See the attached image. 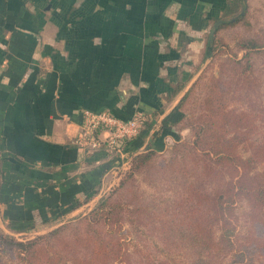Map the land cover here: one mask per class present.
I'll list each match as a JSON object with an SVG mask.
<instances>
[{"label": "crops", "instance_id": "0c3cea01", "mask_svg": "<svg viewBox=\"0 0 264 264\" xmlns=\"http://www.w3.org/2000/svg\"><path fill=\"white\" fill-rule=\"evenodd\" d=\"M228 1L0 0L4 231L43 234L84 214L133 155L162 144L151 135L172 121L176 87L212 58ZM246 4L264 21V0ZM85 111L143 113L147 125L122 154L85 151L75 144Z\"/></svg>", "mask_w": 264, "mask_h": 264}, {"label": "trees", "instance_id": "16d2710c", "mask_svg": "<svg viewBox=\"0 0 264 264\" xmlns=\"http://www.w3.org/2000/svg\"><path fill=\"white\" fill-rule=\"evenodd\" d=\"M247 15L246 0L228 1L224 12L228 20L224 19L211 37L213 51L218 48L221 30L240 24L250 27ZM239 49L245 51L243 59L249 57V52L264 51V37L249 35L239 41ZM243 59H235L236 64ZM185 86H177L174 96H179ZM187 94L181 98L179 107ZM256 123L249 112L229 108L218 120L205 117L197 123L191 147L200 161L196 166L204 177L220 184L210 191L213 196L195 190L175 208L171 217L160 218V241L170 253L179 254L183 264H254V259L264 264V141L257 145L250 143L257 130ZM198 151L204 154L203 158H199ZM152 154L137 155L129 170L139 169ZM123 184L121 180L119 187ZM239 201H244L249 209L243 240L236 215ZM107 205L103 198L94 210L75 222L25 243L0 229V243L15 247L26 264H134L124 244L112 232L103 234L100 229L102 221L111 217L109 211L103 212ZM120 220L122 217L117 221ZM140 256L138 264H169L149 252Z\"/></svg>", "mask_w": 264, "mask_h": 264}, {"label": "rangeland", "instance_id": "374dc122", "mask_svg": "<svg viewBox=\"0 0 264 264\" xmlns=\"http://www.w3.org/2000/svg\"><path fill=\"white\" fill-rule=\"evenodd\" d=\"M251 20L249 28L240 24L218 33L217 50L177 97L174 113L167 116L166 120L171 119L173 122L164 124L161 129L159 127L156 134L151 135L152 143L162 140V144L159 145L157 142L152 146L150 144L148 148L138 151L131 157L129 164L137 155L153 153L139 169L132 172L128 164L120 171L118 182L84 214L62 221L63 223L46 233L13 235L5 232L13 235L17 241L25 243L59 226L75 222L94 210L104 198L108 205L103 212L109 211L111 217L107 221H102L100 229L103 234L112 232L124 244L123 246L133 256L134 264L140 263V255L147 252L160 261L183 264L179 254L170 253L162 245L159 238L160 218L164 215L171 217V214L175 213V208L195 190L207 191L212 195L210 191L220 184L219 181L215 183L204 177L196 166L200 161L196 159L191 147L197 123L205 117L212 121L218 120L222 118V114L228 113V108L247 111L257 122V130L252 135L250 143L257 145L264 141V51L249 52V57L243 59L245 51L239 49V41L249 35L264 37V21L257 15ZM235 59L243 61L238 65ZM186 93L188 94L179 107L178 104ZM197 154L199 158L204 157L200 151ZM181 157L187 160L183 162ZM128 172L131 173L129 176L126 175ZM121 180H124V184L119 187ZM248 212L246 203L239 201L236 215L240 221L241 240L246 237ZM119 217H122V220L117 221ZM0 229L4 231L2 227ZM17 254L15 247L0 243V264H26ZM252 263L260 264L256 259Z\"/></svg>", "mask_w": 264, "mask_h": 264}, {"label": "built area", "instance_id": "2783aa9c", "mask_svg": "<svg viewBox=\"0 0 264 264\" xmlns=\"http://www.w3.org/2000/svg\"><path fill=\"white\" fill-rule=\"evenodd\" d=\"M83 129L75 144L85 151L107 149L122 154L126 144L138 138L147 125V116L136 114L128 121L109 112H84Z\"/></svg>", "mask_w": 264, "mask_h": 264}]
</instances>
